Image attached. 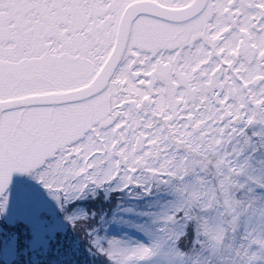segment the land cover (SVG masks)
<instances>
[{
    "label": "snow or ice",
    "instance_id": "1",
    "mask_svg": "<svg viewBox=\"0 0 264 264\" xmlns=\"http://www.w3.org/2000/svg\"><path fill=\"white\" fill-rule=\"evenodd\" d=\"M0 264H264V0H0Z\"/></svg>",
    "mask_w": 264,
    "mask_h": 264
}]
</instances>
